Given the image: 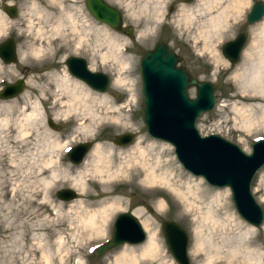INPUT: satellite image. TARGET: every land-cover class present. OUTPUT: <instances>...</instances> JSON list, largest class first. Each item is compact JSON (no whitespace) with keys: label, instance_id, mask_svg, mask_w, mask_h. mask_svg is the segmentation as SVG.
<instances>
[{"label":"rangeland","instance_id":"374dc122","mask_svg":"<svg viewBox=\"0 0 264 264\" xmlns=\"http://www.w3.org/2000/svg\"><path fill=\"white\" fill-rule=\"evenodd\" d=\"M107 1L121 9L126 25L135 27L134 37L121 34L97 20L86 7V0H0V43L9 37L15 38L19 58L14 63H5L0 59V75L4 78L0 90L7 83L21 78L26 82L25 90L17 97L0 98V107L5 108V112L6 106H13L12 111L7 113L11 119L23 118L20 112L23 103L40 102L42 92L37 85H45L52 75L61 78L66 72L94 95L108 97L106 102H96L93 109L103 114L112 111L114 106L119 108L117 112L109 114L112 119L100 125L98 138H95V129L78 133L81 129L78 118L84 113L57 117L58 108H52L48 102L39 103L45 117L31 127L33 134L25 146L8 137V133L0 132V193H4L0 197V264H114L117 256L127 247L138 248L144 244L151 227L159 234L160 255L147 257L142 264H179L169 250L162 231L164 220H174L186 230L191 264H201L204 258L195 259L191 247L194 230L202 214L210 213L219 218L215 238L220 243L221 229L228 230L231 235L239 231L234 227L233 219L236 218L243 225L249 224L239 215L229 188L212 186L203 177L186 170L176 157L173 145L148 133L142 116L144 97L140 60L144 52L153 48L158 41L170 45L183 57L191 74L201 80H210L215 85V108L197 120L201 134H219L237 143L246 152H251L253 142L264 138V114L260 108L264 103L256 104L242 98L237 70L244 59L246 47L252 41V27L257 23L249 24L247 15L256 2L264 3V0H249L250 6L245 14L231 16V33L211 34L208 38L201 34V24L210 15L204 9L199 10V0L188 3L165 0L157 7L127 5L130 0ZM8 4L18 7L19 12L15 17L3 10ZM185 8L196 14L192 23L186 19ZM220 11L216 8L212 14L218 15ZM59 22L63 26L55 31L53 26ZM240 33L247 35V42L240 61L231 64L223 55L222 47ZM40 48H45L42 54H28V60L21 59L24 51L28 53L30 49ZM70 56L84 57L91 69L107 73L112 79L110 89L107 92L93 90L71 75L66 65ZM31 80L37 83L35 88L29 83ZM132 94L135 97L129 101ZM189 94L195 97V88H190ZM116 117L121 119L120 123L113 120ZM50 119L60 126L59 130L50 126ZM85 120L87 123L90 121ZM251 121L254 125L250 126ZM126 132L134 133L135 141L129 145L116 144L115 136ZM59 141L62 146L68 144L59 148L56 146ZM85 141L93 142L85 159L99 143L111 145L117 156L121 151L143 148L148 165L156 166L157 172L170 182L134 184L129 181L128 175H122L108 185L112 192L96 195L105 186L101 180L90 175L87 179H93L85 189L76 187L72 184V178L63 179L60 174L65 168L71 171L72 176L79 174L85 159L79 164L72 163L69 151ZM58 157L61 158L59 163ZM51 158L56 164L43 165ZM56 176H59L58 179H55ZM46 180L52 182L47 188ZM63 188H72L78 192V198L69 201L60 199L57 192ZM252 189L264 208V167L256 174ZM219 192L229 195L228 203L214 197ZM193 194L199 196L195 205L200 206V211L196 206L188 208ZM115 200L122 201L123 205L114 209L109 229L96 237L95 234L89 235L83 218L86 219L91 210L99 211ZM160 202L163 205L160 206ZM122 212H131L139 219L147 233L146 240L134 245L122 244L100 256L95 255V248L112 237L114 222ZM147 220L151 227L146 225ZM209 224L213 225L212 222ZM254 228L252 241L242 239L240 243L245 246L229 257L225 255L228 253L226 249H221L222 254L213 258V264H253L250 257L246 258L251 249L257 251V264H264V224L261 228ZM46 254L50 256L49 260Z\"/></svg>","mask_w":264,"mask_h":264},{"label":"water","instance_id":"95a60500","mask_svg":"<svg viewBox=\"0 0 264 264\" xmlns=\"http://www.w3.org/2000/svg\"><path fill=\"white\" fill-rule=\"evenodd\" d=\"M192 2V0H183ZM2 2H0V6ZM86 7L100 22L117 32L134 37L135 27L124 23L123 12L107 0H86ZM3 10L11 17L18 14V7L6 5ZM264 17V3L256 2L247 15L248 23L260 21ZM247 35L240 33L223 47V55L232 63L240 61ZM0 58L5 63L18 61L17 42L9 37L0 43ZM179 63L181 65H179ZM68 71L84 81L92 89L107 92L112 84L111 77L92 70L86 58L70 56L66 60ZM143 84V121L148 133L174 146L176 157L183 167L195 176H201L212 186L230 188L235 207L240 216L249 224L261 228L264 223V208L252 189L253 180L264 166V139L253 144L251 153L237 143L221 135L203 136L197 128V119L215 108L217 98L215 85L210 80H201L191 74L183 57L170 45L158 41L144 52L140 61ZM26 82L23 78L8 83L0 92L1 99H12L23 93ZM195 88L196 97L189 94ZM50 126L59 130L60 126L49 120ZM136 135L126 132L115 136L118 145L134 142ZM93 142L76 145L70 152L71 162L81 163L90 151ZM60 199L69 201L78 198V192L63 188L57 192ZM152 210V209H151ZM167 245L179 264H191L188 255L189 236L186 230L174 220L162 223ZM147 233L139 219L131 212L120 213L114 223L112 238L97 248L98 256L119 245L139 244L146 240Z\"/></svg>","mask_w":264,"mask_h":264},{"label":"bare ground","instance_id":"6f19581e","mask_svg":"<svg viewBox=\"0 0 264 264\" xmlns=\"http://www.w3.org/2000/svg\"><path fill=\"white\" fill-rule=\"evenodd\" d=\"M130 1L131 2L127 5L136 6V4H138L143 7L154 5L157 7L165 0ZM197 6L199 7V10L204 9L205 13H209L208 15H210V17L206 19L203 24H201V34L205 36V38H208L211 34L220 33L228 35L231 33L232 25L230 24L229 18L236 13L237 17L245 14L250 6V1L199 0ZM216 8H219L221 11L218 15H213L212 13ZM183 11L187 13L186 19L192 23L196 14L186 8ZM71 19L74 21L73 18ZM62 26L63 23L59 22L58 25L53 26V29L55 31H59ZM44 50L45 48H40L38 50L30 49L28 53H26L27 51H24L21 59L26 61L28 60V54L40 55L44 52ZM237 77L241 89L240 93L243 99L254 101L256 104L257 102L259 104L264 103V18L252 27V41L249 46L246 47L244 59L237 70ZM3 79V76L0 75V84ZM29 83H31L32 87L35 88V81L31 80ZM37 86L41 87L42 92V97L39 99V103L48 102L52 105V108H58L56 112L57 117L68 115L72 116L74 114L77 115L78 112L84 113V116L78 118L80 119L79 124L81 125V129H79L80 131H78V133H87L95 129V138L99 137L98 129L100 125L108 119H112L109 117V114L112 111L117 112L119 109L114 106V110L112 109V111L110 110L108 112H104L103 114H101L96 108L93 109L96 102H106L108 97L106 95H94L89 88L83 85L80 81L72 78V76H70L67 72L61 78L52 75L50 80L45 85ZM131 96L132 97L129 98V101H132L135 97L134 94ZM30 98L31 97H29V99ZM39 103L35 101H32L31 104L29 102L23 103L20 107V112L23 118L19 119H11V117L7 114L12 111L13 106H6L7 112L3 110L5 108L0 107V132L8 133V137L13 138V140L20 144V146H25L30 135L33 134L31 127L42 122L45 117L42 114ZM249 107L250 106H248V108ZM260 108L264 114V106H260ZM85 119H90V121L87 123ZM113 120L116 123H120L121 121L119 117H116ZM256 122L257 120L254 121V124H256ZM252 123L253 122L251 121L249 125H254ZM9 133L12 134L9 135ZM76 136H79V134ZM67 144L62 146V143L59 141L56 146L63 148L66 147ZM118 154L119 156L116 155V151L111 145H104L101 143L96 144L91 154L83 161L82 164L84 166L81 171H79L77 176H72V173L68 168L63 169L60 175L63 179L72 178V184L76 187L79 186L81 189H85V187L93 179H87L88 176L91 175L94 178H98L101 182H103L105 187L96 195H105L112 192V190L108 188V185H110L111 181L122 175H128L129 181L134 184H139L140 182H170V179L167 180L166 177L157 172L156 166L148 165L145 149L137 147L129 151H121ZM60 159V157L57 158L58 163L60 162ZM53 164H56V161L52 158L43 163V165L46 166ZM58 177L59 176H56L55 179H58ZM51 184V181H45L46 188ZM189 189L191 191V186H189ZM2 196H4V193H0V197ZM185 197L189 198L188 196ZM214 197L220 202H229V195L227 193L219 192ZM197 198H199V196H194L193 194L192 201L189 202L188 208L196 206L197 210L200 211V206L195 205ZM162 202H160V206L163 205ZM122 205V201L115 200L111 204L108 203L106 206H103L99 209V211L91 210L88 212V217L86 219L83 218V222L87 228V232L90 233L89 235L95 234L96 237L98 234L102 235L105 233L110 227V217L115 211L114 209L117 206ZM84 207H87V205L84 204ZM233 221L235 222L234 227L238 228L239 231L233 233L234 235H231L228 230L221 229L219 239L222 240V243H220V241H216L215 238V235H217V232L215 231L218 229L216 225L220 222L219 218L210 213L202 214L199 224L194 230V243L191 247V254L194 258H204L201 264H213V258L222 254L220 253L221 249H226L228 253L225 255L229 257V255H232L233 252H236L242 246H245L240 243L242 239L252 241L255 232L254 226L249 224L243 225L242 222L238 221L236 218L233 219ZM210 222H212L213 225H210ZM146 225L151 227L148 220L146 221ZM253 250L254 249H251L247 252L246 258L250 257V259H252L251 263L257 264V251ZM159 251V234L151 227L147 241L144 244H141L138 248L127 247L119 256H117L114 264H142L145 258H156V256L160 255ZM95 255L97 254L95 253ZM262 255L263 253L261 252V256ZM49 257L50 256L46 254L47 260H49Z\"/></svg>","mask_w":264,"mask_h":264}]
</instances>
